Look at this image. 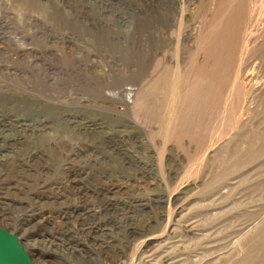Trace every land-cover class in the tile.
Returning a JSON list of instances; mask_svg holds the SVG:
<instances>
[{
	"label": "rangeland",
	"instance_id": "1",
	"mask_svg": "<svg viewBox=\"0 0 264 264\" xmlns=\"http://www.w3.org/2000/svg\"><path fill=\"white\" fill-rule=\"evenodd\" d=\"M0 24L30 50L0 40L19 74L0 76V116L44 126L0 149V241L29 264H264V0H0ZM103 200L147 203L131 238L48 247Z\"/></svg>",
	"mask_w": 264,
	"mask_h": 264
},
{
	"label": "bare ground",
	"instance_id": "2",
	"mask_svg": "<svg viewBox=\"0 0 264 264\" xmlns=\"http://www.w3.org/2000/svg\"><path fill=\"white\" fill-rule=\"evenodd\" d=\"M0 29H2V31H3L2 34L0 35V40L3 41V44L5 45V47L8 46L7 49H9L10 46L14 47V49H13L14 53L11 55L12 57L19 60V58L21 57L20 54H24V53L30 51L25 47L26 44H21V45L18 44V43H20L21 39H17L16 37H11L10 34H8V32H9L8 30L10 29V26H8L6 24L5 25L0 24ZM13 36H15V35H13ZM19 37L20 36H18V38ZM25 40H27V39H25ZM76 52H77V50H76ZM32 53L36 54L35 51L30 52V54H32ZM11 56H10V58H11ZM32 58L30 59V61H28L26 63V66L32 68L31 71L35 72L36 76L38 78H40L42 80H46L47 82L53 81V84L58 87L59 83L62 80H60L58 82L56 79H54L55 73H49L47 71L44 72V69L40 68V66L38 65V64H41L42 66L46 65L43 62H40V60H39L41 58L44 59V57L40 56L37 59H32ZM49 68L52 69V65L49 66ZM25 74L26 73L24 72L23 76L20 75V77L24 78ZM18 75L19 74L16 72V70H11L8 67H3V65H0V76L12 78V77H18ZM125 90H121V92H124ZM126 92L132 93L130 90H126ZM41 103H42L41 101L31 99L30 101L27 102V106H28L27 110H33V112L36 111L38 104H41ZM65 115H67V114H65ZM35 116H39V115L34 113L33 119L30 120V122H27V120H25L26 118H23V117L17 118V120H15L16 122H12V121H14V120H12V118L5 119V118H3V116H0V138L2 139V141L0 143V149L9 147L11 145L10 144V141H12L11 139L19 140L20 136H24V135L28 134L29 132H32L33 134H35L36 132L42 131V127H44L43 125H35L34 123H32V122H35V120L39 119V117H35ZM76 116L77 115H69L68 117H64V120H63V123L65 124L64 127H69V125H71L72 128H74L76 125H78V123L79 124L84 123V121L80 122L79 120H77ZM61 128L63 129V127H61ZM10 131H12L13 133H11ZM112 150L116 151V153L114 152L113 154H115L117 161L119 159L120 162L122 163V166L123 165L125 166L126 165V159L124 157H120L121 155L118 153L117 150H114V149H112ZM26 155H27V161L26 160H24L23 162L14 161V162H11L12 165H20V167L22 169L27 170V168H25V165H32L31 162L33 161V158L36 157V155H38V153L35 150H32V151L28 152ZM8 162L9 161H7L4 165H8ZM140 171H141V169H140ZM3 173H4L3 171H0V177L3 175ZM1 182H2V180L0 179V185H3V184H1ZM44 183H46V181ZM44 185H43V187H45ZM41 187H42V185H41ZM146 205H147V203H145V201H128V202L123 203L121 207H116V208L112 209V207H115L114 203H111L110 201H107V200H103L102 202L98 203L97 208H94V209L92 207L87 208V209H85L84 212L78 213L73 218V220H76V221H74V223L77 224L75 227L73 225L70 226V222L73 221L72 219L69 222H67L68 223L67 226L62 229L63 230L62 232L60 231L61 233H59V236H56L53 234V236L56 237L54 239L55 242L52 241L51 239L48 240L49 241L48 247H50L51 245H53L55 243L54 245H56L59 248V250L62 252V254L64 256L70 255L73 257V259H75L76 257L77 258L82 257L85 254L83 253L84 248L79 245L80 244L79 243V237L84 236V235H89V234L94 235L96 230L97 231L100 230L101 232H99V234L97 236H93V238L99 240L98 247L102 248V251H103V249L108 251L109 243L106 242V239H107L108 233L111 231L112 227L121 229L120 227L122 225H124L125 231L121 230L125 233L124 238L125 237L131 238L136 233V231L138 230L137 229L138 226L136 225L134 220L137 218L136 217L137 215L142 213V216H143L146 214L144 211V207ZM10 207H11V205H10L9 201L7 200V198L3 195H0V220H3L2 219L3 215L8 212ZM40 210H42V208H40ZM108 222L110 224V226H109L110 229H105L104 227L107 228V226H104V225L107 224ZM101 223H104V224L101 225Z\"/></svg>",
	"mask_w": 264,
	"mask_h": 264
},
{
	"label": "water",
	"instance_id": "3",
	"mask_svg": "<svg viewBox=\"0 0 264 264\" xmlns=\"http://www.w3.org/2000/svg\"><path fill=\"white\" fill-rule=\"evenodd\" d=\"M0 264H29L23 257L19 258L15 250L0 241Z\"/></svg>",
	"mask_w": 264,
	"mask_h": 264
}]
</instances>
